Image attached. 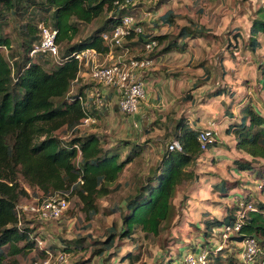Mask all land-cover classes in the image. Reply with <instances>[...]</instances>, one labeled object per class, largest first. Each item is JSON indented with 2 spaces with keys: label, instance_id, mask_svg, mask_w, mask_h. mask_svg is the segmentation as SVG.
Instances as JSON below:
<instances>
[{
  "label": "trees",
  "instance_id": "1",
  "mask_svg": "<svg viewBox=\"0 0 264 264\" xmlns=\"http://www.w3.org/2000/svg\"><path fill=\"white\" fill-rule=\"evenodd\" d=\"M171 1L153 0L148 10L156 12L163 9L158 23L149 26L146 21H138L136 25H142L143 31H133L123 46L116 49L146 53V43L155 40L157 46L150 55L156 56L185 52L191 41L192 46H198L200 38L211 40L215 36L208 24L214 21L216 25L219 20L205 6L209 0H191V4L183 6V11L177 12L167 9ZM144 4L140 0H0V264H6L7 258L32 251L36 262L44 259L49 250H54L48 245L39 247L38 234L34 233L25 211L21 210L24 200L35 193L28 191L20 176L31 189L39 190L37 202L57 192L68 193L69 199L70 195L78 197L83 211L92 218L100 212L98 199L108 196L112 192L110 185L119 180L129 164L141 159L148 150L151 139L141 143L133 139L112 141L107 134L91 133L80 127L89 115L97 119L102 116L97 114L98 107L93 100L82 104L81 97L86 96L85 86L73 93L79 75L74 54L87 48L107 53L109 46L102 34L115 29L125 16L144 11L147 8ZM183 18L188 20L184 26L178 23ZM11 19L20 23L25 20L21 23L20 52L12 55L7 53L13 48L12 41L2 33L4 24ZM98 20H103L100 27L89 37L76 40L82 24ZM250 21L248 47L255 51L261 44L258 35L264 33V0H258ZM42 26L57 31L58 61L42 52L31 55L32 49L40 43ZM231 57L235 58L234 55ZM196 67L204 69L203 76L199 77L200 83L195 85L199 88L209 79L210 73L204 64ZM223 94L224 90L217 88L208 96ZM183 99L192 100V91L187 92ZM238 106V112L227 111L226 134L233 136L236 147L251 159H235L234 163L236 168L250 175L256 174L257 179L264 181V171L255 168L257 160L264 159V116L254 107L253 98L247 93ZM175 126L173 140L180 142L182 150H170L172 140L149 175L142 177L136 174L133 177L131 183L135 184L136 192L128 199L126 210L120 213V231L112 226L106 239L97 240L94 244L86 243L85 238L65 241L61 250L72 254L92 246L93 256H98L111 250L118 237L134 239L138 230L146 236L160 235L163 224L178 213L175 198L178 187H189L199 180L191 166L205 154L200 140L203 128L190 126L186 116L179 118ZM61 131L68 134L62 135ZM218 143L219 139L213 138L208 143L209 150ZM230 184L228 180H222L217 189L229 196ZM241 193L233 196V206L226 208L222 218L202 211L205 229H198L195 235H204L200 248L207 251L206 264L209 261L220 264L222 259V248L210 240L206 241V237L214 234V230H220L222 235L226 226H232L239 220L238 211L250 203L255 209L240 215L241 229L230 235L229 240L239 243L255 237L261 245L254 262H240L256 264L259 261L264 264V201L255 203L251 194ZM116 211L120 208L115 207L105 213ZM194 239L197 240L196 237ZM196 244L195 240H189L186 244L189 248H186L194 251ZM131 257H134L132 252L127 255V258ZM82 264H91V260H84Z\"/></svg>",
  "mask_w": 264,
  "mask_h": 264
},
{
  "label": "rangeland",
  "instance_id": "2",
  "mask_svg": "<svg viewBox=\"0 0 264 264\" xmlns=\"http://www.w3.org/2000/svg\"><path fill=\"white\" fill-rule=\"evenodd\" d=\"M152 1H143L147 8L144 11H136L134 13L138 21H147L150 25L157 23L161 10L157 12L148 10L150 5L153 4ZM188 3H190V0H173L168 4V8L177 10L182 7L183 11V6ZM257 3L258 0H210L209 7L214 12L223 15L222 23L218 28L214 29V33L219 36L221 44L216 50L217 54H214L212 59H209V61L212 60L210 64L211 71L216 68L219 61L224 62L227 59V55L233 52L236 43L238 44V49H235L236 51L233 53L237 57V63L234 73L230 74L225 83L222 82L221 84L220 81L210 80L208 86L196 91V96L192 102L184 104L182 114H187L194 123L196 121L199 122V117H202L203 120L211 119L212 121L210 122L220 125L218 127L220 129L217 130V137L219 135L222 140H219V145L211 148L210 152L206 151L191 166L198 175V183H194L189 187H178L175 197L177 215L171 221L163 224L161 233L158 236H146L144 232L138 230L133 236L135 237L134 239L118 237L115 246L101 255L93 256L94 248L92 246L88 250L72 253L68 264H82L87 259L91 260V264H182V256L192 251L187 249L189 244H186L189 243V240L197 242V248L194 251L201 249V239L205 240L203 233L195 235L199 231L198 229H201L200 231L205 229V225L202 222L201 209H208L214 215L223 217L226 208L233 206V198L231 197L237 195L240 191L242 195L251 194V200L255 203L264 201V198L259 193V182L261 181L257 179L256 174L250 175L247 171L238 169L239 167L236 168L237 164L235 165L234 163L235 159L250 160V156L236 147V142L227 136L224 126H221L222 119L226 116L229 106L233 104L235 108L241 98L245 96V83H251L249 88L252 89L251 95L259 106L260 111L264 112V87L262 88V84H259L263 74L260 67L263 63L264 54H262L263 51L256 54V52L245 48L249 39V19L253 15ZM1 7L0 5V10ZM190 16L192 15L190 14ZM187 21V18L180 19L179 23L184 26ZM22 22H25V20ZM21 23L16 19H11L3 26L2 33L9 36L12 41L13 48L7 50L10 55L13 52H20L19 43L22 40L20 35ZM102 24L103 20L95 21L92 24H82L76 40L89 37ZM236 33L240 34V39L238 40L234 37ZM209 46L211 48L215 47L212 44ZM132 52L129 51L127 57L136 56ZM189 55V53L177 54L176 57H171L164 65H159L158 68L161 70L164 67L175 68L184 65L187 63ZM215 62L216 65L214 64ZM49 64L52 65L53 62L50 61ZM229 65L232 66V62L226 63V70L230 69ZM220 73L219 71L218 74L220 75ZM81 81L82 83L79 82L78 85L77 82V85L74 86V94L85 84V77H81ZM219 87L224 90V98L210 99L208 95L206 96L207 91H210V89L216 90ZM222 107L225 108L221 109ZM235 111L238 112L236 108ZM161 114H164V112ZM126 118L124 116L123 119L121 114H114L112 117L106 115L87 127L86 131L99 130L108 133L114 139H120L119 135L127 126L124 123ZM60 134L68 133L61 131ZM129 134V137H136L134 140L140 143L145 141H143L144 138L138 139L140 134L135 132V130H131ZM152 135L162 141L164 140L161 143L162 146L160 147L158 144L153 146L151 144L153 147H150L141 159L128 165L119 180L110 185L112 192L108 196L98 199L100 212L94 217L89 218L88 214L83 211V204L78 197L71 195L70 206L59 219L43 220L31 210H22L25 211L26 219L34 229V233L38 234V239L43 240L45 245L57 250L60 249L65 241L73 239L85 238L86 243L93 244L97 240H104L109 235V228L112 226H115L120 231L122 225L120 213L126 210L128 199L136 192L135 184L131 183L133 177L136 174H140L142 177L149 175L157 166L162 158L163 150L171 141L169 133L162 129L154 130ZM255 168L257 171H264V159H258L255 163ZM222 179L232 183L229 185V198L227 197L228 195H224L222 191L216 188V183ZM20 181L31 194L35 193L32 197L24 200L23 206L31 207L37 205L39 190L31 189L22 176H20ZM115 207H119L120 211L106 214ZM219 231L214 230V234H209L206 237V241L210 240L216 246L222 248L220 264H242L239 258V244L232 239L224 241ZM130 252H132L134 257L127 258ZM171 258L173 260H170ZM7 259L6 264H35L33 251ZM208 263L216 264L213 261ZM256 264L262 263L258 261Z\"/></svg>",
  "mask_w": 264,
  "mask_h": 264
},
{
  "label": "built area",
  "instance_id": "3",
  "mask_svg": "<svg viewBox=\"0 0 264 264\" xmlns=\"http://www.w3.org/2000/svg\"><path fill=\"white\" fill-rule=\"evenodd\" d=\"M147 1V0H140ZM138 22L135 14L127 15L122 22L112 31L102 34L103 40L109 46L108 53L113 55L116 48L122 47L127 37L135 31L140 33L143 31L142 25H136ZM57 31L42 26V37L40 43L37 44L31 51V55L35 53H46L52 56L55 60H59L60 51L56 44ZM157 42L151 40L145 45V51L148 55L156 48ZM125 50L123 56H119L118 60L105 64L101 63L100 57L103 53L95 48H87L75 53V58L78 61L79 77L82 73H87V76L95 83L92 89H86V96L81 97L82 104L90 103L93 100L98 108H103L108 101L103 91V87L113 88L118 97L119 111L126 116H134L138 113L141 103L146 97L145 81L143 79V71L153 66L155 59L151 56H134L127 57L129 49ZM127 51V52H126ZM94 116H88L80 124V127L87 128L91 124L97 122ZM216 124L209 122L208 127L204 128L200 133V140L203 150L209 151L208 143L212 142L213 138L217 137ZM218 138V137H217ZM170 150H182V146L178 140H173L169 145ZM259 193L264 198V181L259 182ZM70 199L68 193H55L39 201L37 205L31 207L21 206V210H31L43 220L59 219L69 208ZM254 205L248 204L247 207L238 211L239 220L232 226H226L223 229V240L228 241L230 235L236 234L241 229L242 219L240 215L243 212L253 211ZM40 248L45 245L43 240L37 239ZM239 258L245 263H253L255 257L259 253L260 244L253 237L239 242ZM71 259V253L61 249L49 250L47 256L35 262V264H68ZM207 251L199 249L191 251L182 256V264H206Z\"/></svg>",
  "mask_w": 264,
  "mask_h": 264
},
{
  "label": "crops",
  "instance_id": "4",
  "mask_svg": "<svg viewBox=\"0 0 264 264\" xmlns=\"http://www.w3.org/2000/svg\"><path fill=\"white\" fill-rule=\"evenodd\" d=\"M218 1H222V0H218ZM209 3H210V0L207 1V3H205V6L208 9H210L211 12H213L218 17L217 19L219 20V22L216 25L214 24V21L210 22L208 24L210 31L215 36L212 37L211 40H205V39L200 38L198 46H194V45L192 46L191 45L192 41H191L189 48L185 52L175 51L172 53L159 54L156 56L154 54L150 55L153 59H155V63L153 66L144 70L142 73L143 79L145 81L146 97L143 100V102L141 103L140 109L136 115L131 117V116H126V115L122 114L118 108V104H117L118 97H117L114 89L103 87V91L106 95V99H107L108 103L103 108H96V111H97L98 115L102 116L99 119L104 118L106 115H108L109 117H112L114 114L123 115V119H124V116L127 117L124 120V123H126L127 126L125 129H123V131L119 135L120 139H133V140L136 139V137H129L130 131L135 130V132L140 134L138 139L144 138L143 141L151 139L150 140L151 143H149L148 149L150 147L157 145V144L161 147L162 146L161 143H163L164 140L162 141L161 139L154 137L152 135L154 130L162 129V130L166 131L167 133H169V138H171V141H172L174 139V133L176 131V126H175L176 122L182 116L187 117L190 126H192L193 128H203L204 129V128L208 127L209 122L212 121L211 119L210 120H203L202 117H199L200 118L199 122L196 121V123H194V121L191 120V117H189L187 114H182L184 104H188L189 102H192L194 100V98L196 96L195 95L196 91L208 86V82H210V80L217 81V82L220 81L221 84H222V82L225 83L228 80L230 74L234 73L235 66L237 63L236 62L237 57L233 53L236 51L235 49H238V44L236 43L233 52H230L229 55H227V59L224 62L219 61L218 65H216V62H215L214 64L216 65V68H214V70L212 69V71H211L210 64L212 63V60L209 61V59H212L214 54L215 55L217 54L216 50L218 49L219 45L221 44L219 36L214 33V29L218 28L220 26V24L222 23L223 15L214 12L209 7ZM188 4H191V0H190V3H188ZM167 9H169L168 5H167ZM181 9H182V7H179L177 10H172V9L171 10L174 12H177V11H180ZM159 10H161V12L163 11V9H159ZM251 17H250V19H251ZM183 19H185V18H183ZM250 19H249V39H250V24H251ZM179 20H178V23H179ZM157 23H158V21H157ZM187 23H188V21H187ZM155 24H151V25L149 24V26H153ZM166 30L167 29H164V31H166ZM156 31H157V28H156ZM234 37L238 40V39H240V34L236 33ZM249 39L246 42V46H245L246 50L256 52V54H258L260 51H263L262 54H264V33H261L258 35V40L260 41L261 44L255 51L251 50L248 47ZM202 42H204V43H202ZM211 44H212V46H215V47L211 48L209 46ZM210 50H212V51H210ZM132 51H133L132 54L133 55L136 54V56H143V55L149 56L148 53H143L140 50H132ZM124 52H125V50H123V49H116V52L113 55L109 54L108 52L103 53L100 57V61H101V63L110 64V63L118 60L119 56H122L124 58V56H123ZM186 53L190 54L189 59H188L186 64L177 66L175 68L174 67H169V68L164 67L163 69L159 70V68H158L159 65H164L171 57H176L177 54H186ZM232 55L235 56L234 59L231 57ZM127 56H128V54H127ZM230 62H232L233 65L232 66L229 65L230 69L226 70L225 69L226 63H230ZM262 62L263 63L261 64L260 68L262 69L263 74H262V79L260 78L259 84H262L261 86L263 88L264 87V59H262ZM199 64H204L209 69L210 76H209V79L201 87L195 88L196 83H200L199 77L203 76V73H204V69H202L201 67H196V65H199ZM156 65H158V66H156ZM219 71L221 72L220 75L218 74ZM81 77H85V80H86L85 84L82 86H85L86 89H92L93 85L95 83L87 76V73L81 74V76L79 77V80H78V85H79V82L82 83ZM250 86H251V83H245L246 89H245L244 95L247 93L249 96L252 97V95H251L252 89H249ZM219 88H221V87H219ZM248 89H249V91H248ZM213 90L214 89H210V91H207L206 96L208 95L209 92H211ZM189 91H192L193 99L190 101H185L183 99V97ZM224 94L217 96V97L224 98L225 97ZM217 97H211L210 99H214ZM243 98H244V96L241 98L240 102L243 100ZM240 102L235 107L238 111H239L238 105L240 104ZM253 105L258 111H260V109L258 108L259 106L256 104V101L254 98H253ZM90 107H92V105ZM223 108H225V107H222L221 109H223ZM235 108L233 107V104H231L229 106L228 110L237 112V111H235ZM162 112H164V114H161ZM260 112L264 116V112L263 111H260ZM222 120L223 121H222L221 126H224L225 133H226V128L228 126V112H227L226 116L223 117ZM219 126L216 124V127H215L216 131L218 129H220V128H218ZM89 132H91V133L94 132V133H98V134H107L109 136V138L112 139V141L118 140L117 138L116 139L112 138L111 135H109L108 133L102 132L99 130L89 131ZM149 134H151V135L147 136ZM227 136L232 138L234 140V142H236L235 138L233 136L228 135V134H227ZM218 139L222 140L219 135H218ZM151 144L153 146H151ZM160 151H162V150L160 149ZM221 181H219V182H221ZM219 182H217L216 185H218ZM196 183H198V181ZM216 188H217V186H216ZM229 197L230 196H228V198ZM231 198H233V197H231ZM204 210L209 211L212 215H214L212 213V211H210L208 209H201L200 210L201 214H202V211H204ZM214 216H216V215H214ZM216 217H218V216H216ZM218 218H222V216H219Z\"/></svg>",
  "mask_w": 264,
  "mask_h": 264
}]
</instances>
